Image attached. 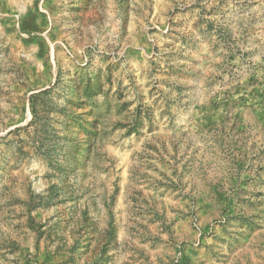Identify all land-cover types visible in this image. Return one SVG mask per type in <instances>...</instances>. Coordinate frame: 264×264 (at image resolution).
<instances>
[{
  "label": "rangeland",
  "instance_id": "1",
  "mask_svg": "<svg viewBox=\"0 0 264 264\" xmlns=\"http://www.w3.org/2000/svg\"><path fill=\"white\" fill-rule=\"evenodd\" d=\"M0 264H264V0H0Z\"/></svg>",
  "mask_w": 264,
  "mask_h": 264
}]
</instances>
